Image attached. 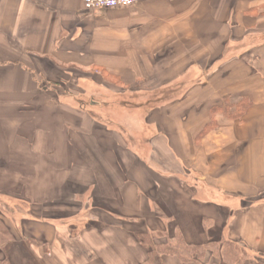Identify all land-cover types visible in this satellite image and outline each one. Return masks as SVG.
Masks as SVG:
<instances>
[{"label":"crops","instance_id":"1","mask_svg":"<svg viewBox=\"0 0 264 264\" xmlns=\"http://www.w3.org/2000/svg\"><path fill=\"white\" fill-rule=\"evenodd\" d=\"M0 220L9 264H264V0H0Z\"/></svg>","mask_w":264,"mask_h":264},{"label":"trees","instance_id":"2","mask_svg":"<svg viewBox=\"0 0 264 264\" xmlns=\"http://www.w3.org/2000/svg\"><path fill=\"white\" fill-rule=\"evenodd\" d=\"M239 102L235 109H237V116L240 117L243 110L248 107V103ZM222 108H215L214 113L218 112ZM227 112L232 111L231 107H227ZM232 114V113H230ZM234 114V113H233ZM217 126L216 120L213 116L211 121L205 126L200 136H203L206 132ZM143 242L151 245L149 251L150 260L160 253H168L178 256L181 260L187 262H194L195 264H245L248 258L247 251L241 246L229 241L210 242L200 245H187L184 238L179 236L175 244H169L163 246L162 243L154 244L155 236L149 234H141ZM12 239L6 225L0 220V246L5 242ZM155 246H154V245ZM183 248V250H181ZM0 264H9L8 260L0 261Z\"/></svg>","mask_w":264,"mask_h":264},{"label":"built area","instance_id":"3","mask_svg":"<svg viewBox=\"0 0 264 264\" xmlns=\"http://www.w3.org/2000/svg\"><path fill=\"white\" fill-rule=\"evenodd\" d=\"M139 0H84V8L87 11L99 9H114L120 7H131L136 5Z\"/></svg>","mask_w":264,"mask_h":264},{"label":"rangeland","instance_id":"4","mask_svg":"<svg viewBox=\"0 0 264 264\" xmlns=\"http://www.w3.org/2000/svg\"><path fill=\"white\" fill-rule=\"evenodd\" d=\"M104 78L106 79V81H108L109 83H117V80H115V79H113L112 77H109V76H104ZM104 94L105 93H103V91H100V90H98V88L96 89V86H95V90L93 91V93H92V95H89V97L90 96H94V98L95 99H97V100H101V99H103V98H107V96H104ZM115 95V96H114ZM114 95H111V96H113V97H115V98H118V96L116 95V94H114ZM110 98V97H109ZM116 109H115V111H120L121 112V110H117V107H115ZM122 115V114H121ZM126 116H125V118L124 119H126V120H128V117H129V114L128 113H126L125 114Z\"/></svg>","mask_w":264,"mask_h":264}]
</instances>
